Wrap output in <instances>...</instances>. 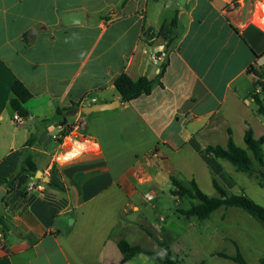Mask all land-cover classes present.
Masks as SVG:
<instances>
[{
  "label": "crops",
  "instance_id": "1",
  "mask_svg": "<svg viewBox=\"0 0 264 264\" xmlns=\"http://www.w3.org/2000/svg\"><path fill=\"white\" fill-rule=\"evenodd\" d=\"M122 1L0 0V264H131L140 254L122 263L118 243L140 213L134 198L153 199L151 192L141 195L142 187L170 176L185 185L194 181L210 197L217 196L215 177L264 207V198L249 194L258 186L264 197L254 174L201 153L225 146L228 131L241 148L247 128L255 139L264 136V120L249 97L255 78L248 69L264 70V24L253 20L255 2L169 0L174 8L167 11L168 0H128L120 7ZM247 2L253 10L245 17L240 10ZM180 10L171 42H146L145 33ZM74 11L84 12V22L63 26L61 15ZM93 16L97 22L88 20ZM157 46H164L165 58L155 63L150 53ZM121 73L159 78L161 85L121 103L113 86ZM17 80L32 94L23 123L13 121L9 107ZM91 99L120 105L56 118L57 108ZM64 119L72 130L59 143ZM24 158L42 176L23 174L8 192L3 179Z\"/></svg>",
  "mask_w": 264,
  "mask_h": 264
},
{
  "label": "rangeland",
  "instance_id": "2",
  "mask_svg": "<svg viewBox=\"0 0 264 264\" xmlns=\"http://www.w3.org/2000/svg\"><path fill=\"white\" fill-rule=\"evenodd\" d=\"M253 1L256 5H264V0H251ZM168 3L169 0L165 3L166 10L173 11L174 5L168 6ZM184 4L187 6V0H184ZM233 5V9L238 8L235 3ZM226 10L231 9L227 7ZM251 10L253 9L247 2L240 12L244 14L243 16H250ZM181 12L182 10L176 13L177 18L181 16ZM169 24L170 21L162 25L166 32L164 40L160 38V41L169 43L176 37V27L171 28ZM77 125L79 126L77 131L81 133L82 123L78 121ZM262 151L264 155V145ZM172 189L169 180H160L155 186L142 187L141 195L144 192H151L154 197L153 199L134 198L140 208V213L138 216L134 214L131 217L128 235L125 233L127 242L163 256L164 250L158 246V241L164 240L170 246L179 264H236L232 260L216 255L223 253L235 256L236 250L248 264H257L262 258L264 255V224L257 222L237 208H220L206 220H199L195 217L186 219L178 211L189 209L197 201L189 197H174L171 195ZM259 191L260 188L254 186L249 194L256 199L264 198L261 193L257 195ZM222 213H226V219H221ZM131 264L160 263L155 257L140 254L133 258Z\"/></svg>",
  "mask_w": 264,
  "mask_h": 264
},
{
  "label": "trees",
  "instance_id": "3",
  "mask_svg": "<svg viewBox=\"0 0 264 264\" xmlns=\"http://www.w3.org/2000/svg\"><path fill=\"white\" fill-rule=\"evenodd\" d=\"M128 0H123L120 7L124 5ZM212 1V0H210ZM178 23V18L174 17L169 24V27L174 28ZM166 29L161 26L158 31H149L145 33L146 42H150L153 37L161 38L164 40ZM166 66V62L160 67V74L163 73ZM248 73L252 74L255 81L252 84V90L249 93L254 104V113L261 116L264 120V70L255 69L251 66L248 69ZM161 85L158 80H149L146 77H140L137 80H132L127 74L121 73L113 80L114 90L119 96L121 103H129L141 96L150 95L154 85ZM12 97L9 102L10 110L26 119L29 115L24 104L32 98V94L28 89L20 82L15 81L11 87ZM80 107V103L72 104L68 108H57L55 111L56 118H61L66 113H73V110ZM60 126L62 130L60 132V138L57 142H61L62 138L68 135L72 130L67 124L66 120H60ZM228 141L225 146L221 145H208L201 149V153L206 157H214L217 159H223L231 163L238 172L246 173L249 175H255L258 179V185L264 186V155L262 146L264 145V136L255 139L251 128H247L244 132V145L245 148L238 147L232 140L231 131H228ZM257 167V170H255ZM36 167L30 158H24L18 171L11 177L4 180V184L7 187V191L14 190L16 180L23 174H29L34 176ZM169 181L173 187L171 195L174 197H189L197 201L196 204H192L189 209L178 211L179 214L186 219L195 217L199 220H206L210 218V215L220 208H238L243 212L250 215L257 222L264 224V207L255 203L250 197L245 194H232L220 182L213 177L212 185L217 193V196L210 197L204 194L196 185L194 181H190L187 185L181 183L179 180L170 176ZM49 185L58 187L53 182H49ZM0 225L4 226V221L0 219ZM158 246L164 250V255L161 257L159 253L155 251L145 250L138 245H131L127 241L121 239L118 243V249L122 254L121 262L124 263L138 254H144L147 256L155 257L160 264H179L178 259L173 255L170 246L164 241H158ZM219 257L232 260L236 264H248L241 256L238 250H236L235 256H228L223 253L216 254ZM202 264V263H199ZM257 264H264V255L259 259Z\"/></svg>",
  "mask_w": 264,
  "mask_h": 264
},
{
  "label": "water",
  "instance_id": "4",
  "mask_svg": "<svg viewBox=\"0 0 264 264\" xmlns=\"http://www.w3.org/2000/svg\"><path fill=\"white\" fill-rule=\"evenodd\" d=\"M192 0H187V4H189ZM89 21L97 22L98 16H93L88 18ZM84 22V12L83 11H74V12H67L61 15V23L63 26H71V25H78ZM120 105L118 100H113L111 102H95L91 105L82 104L80 107L73 110V113H81L83 115H91L100 112H106L115 110ZM35 176L40 178L42 176L41 172H36ZM43 181H47L45 177L42 178ZM5 192L4 190H0V200L4 197Z\"/></svg>",
  "mask_w": 264,
  "mask_h": 264
},
{
  "label": "built area",
  "instance_id": "5",
  "mask_svg": "<svg viewBox=\"0 0 264 264\" xmlns=\"http://www.w3.org/2000/svg\"><path fill=\"white\" fill-rule=\"evenodd\" d=\"M164 58H165L164 46H157V47H154L151 49L150 59L153 62H155V63L156 62H162V61H164ZM84 103L87 105H91L92 103H95V99H91L89 102H84ZM84 103H82V104H84ZM12 119L16 123H23L25 120L24 118H21L17 114H13ZM148 198L151 199V197H148Z\"/></svg>",
  "mask_w": 264,
  "mask_h": 264
},
{
  "label": "bare ground",
  "instance_id": "6",
  "mask_svg": "<svg viewBox=\"0 0 264 264\" xmlns=\"http://www.w3.org/2000/svg\"><path fill=\"white\" fill-rule=\"evenodd\" d=\"M263 9H264V5H261V4H258L256 5V8H255V13H254V17H253V20L259 24V25H262L264 24V22L261 20V16H262V13H263ZM72 140L71 139H67V142H71ZM76 145V147L78 148V145H77V142L74 143ZM71 145V144H70ZM73 148V147H72ZM75 148V147H74ZM68 150V149H67ZM73 150V149H72ZM71 154V153H70ZM74 155V154H73Z\"/></svg>",
  "mask_w": 264,
  "mask_h": 264
}]
</instances>
